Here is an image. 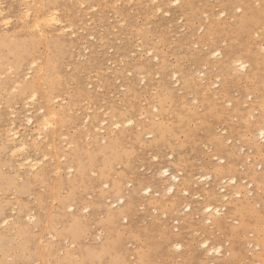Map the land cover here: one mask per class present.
Masks as SVG:
<instances>
[{
	"label": "rangeland",
	"instance_id": "374dc122",
	"mask_svg": "<svg viewBox=\"0 0 264 264\" xmlns=\"http://www.w3.org/2000/svg\"><path fill=\"white\" fill-rule=\"evenodd\" d=\"M81 1L84 0H44L45 7L60 4L58 8H61L59 10L63 13L61 12L59 15L63 20V25L67 27L64 32L68 34L65 36L64 32L63 34L54 33L46 40L20 29V19L18 18H20L23 8L27 6L22 4V0H2L5 15L10 16L12 21L9 27L0 28V74H3V77L7 79L12 77L13 82H15L14 79L17 80L14 71L9 69L17 63V57L12 52L10 45L15 43L21 46L19 56L24 57V53H27L36 59L38 67L41 66L44 71L42 73L35 71L28 77L29 83L39 91L37 104L31 103L34 106L30 105L25 109L27 101L20 100L19 92H10L9 98L8 96L3 97L4 93L0 94V264H47L49 261L51 262L48 264H92L93 260L97 264H110L107 263L108 261L114 264L109 255L103 253L96 259L90 250H98L108 240L115 244L116 238L111 234L110 226H108L110 220L107 215L114 210L118 211L119 208H112L113 210L110 212L107 210L110 204L106 205L105 203L111 200L116 202L117 199L111 193L109 194L110 189L105 187V184L108 183L112 186L117 177L123 173L129 175L128 178L127 174L125 175L123 185L124 191L128 187L127 192H124L126 198L131 199L130 195H133L132 198L134 195L135 197L140 195L137 201L144 203L138 202L135 207L136 213L134 210L131 214V216L134 214L135 216H132L133 218H130V215L124 216L125 219L121 218L116 228L118 230L117 239L120 241L119 247L122 248V251L119 250L121 264H205L206 261L209 263L211 260L206 259L202 248H199L200 243L208 238L212 245L219 243L223 245L221 246L223 248V250L221 248L222 255L216 254L213 257L214 260L220 262L215 261V264H253L259 259V254L263 255L261 264H264V197H262L264 196V154H256L255 149L251 148L253 147L252 139L256 135L254 130L258 126L264 127V49L261 50L264 45V28L260 29V33L257 31L256 36L254 35L252 38L249 36L248 39L247 32L243 29L238 31L237 23L242 15L244 17L246 10L243 8L241 11L232 10L231 4L239 0H186V6L183 5L184 0H179L178 6L169 8V16L164 14L165 10L163 9L158 14L155 12L157 5L162 3V0H155V2L154 0H85L83 3ZM251 1L252 11L264 8L263 0L262 2ZM79 2L82 4L80 5ZM84 8L90 12L87 13ZM252 19L253 22L256 20L254 16ZM201 26L204 28L202 29ZM14 35H18L19 38ZM69 35L70 37H68ZM187 35H191L193 39ZM183 37L185 40L182 39ZM254 43H258L260 47L257 48L258 45ZM215 49H219L223 53L225 49V53H221V57L217 59L212 57L210 64L204 65L202 62L203 64L198 66L201 61L199 57L205 53H211ZM149 53L154 54L153 59L150 58L152 55H147ZM222 56L223 59H221ZM233 56L235 60L239 59L238 61L248 63L246 71L236 72V75H239L231 77L226 68L222 70L224 68L217 69V67H220L225 59L227 61ZM195 60L198 61V64ZM148 62L152 66L149 71L148 67L144 68L143 66L145 63L149 64ZM196 66L199 67V70L203 67L201 70L204 77L200 78L201 81L204 84L209 82L214 84L211 93L217 95H214L212 101L205 94L186 90L188 86L185 83H190L189 80L199 71ZM174 72L179 76L178 83H175L177 82L176 78H173ZM39 75L43 76L41 81L38 80ZM214 75L219 80H216ZM3 77L0 81L4 79ZM203 78L210 80L205 81ZM142 80L146 83L143 84ZM215 82L219 83H216L215 86ZM230 82L233 84H229ZM168 83L169 85H166ZM163 84L172 89H165ZM230 85H232L231 88H229ZM224 87L227 89L224 90ZM217 88H221L219 90L221 94ZM225 91L226 93L230 91V94L225 95ZM218 94L221 96L219 97ZM42 96H46V99L56 98L52 106L54 109H52L59 111L57 117L52 119L54 127L44 132V134L50 135L46 140L52 141L54 138L56 141H62L67 136L69 139L58 141V144L60 142L58 149L62 148V151L58 150L57 152L58 157L51 147H43L38 153H32V149L38 143L30 145L28 154L43 160V163L41 162L37 171L25 175L21 181L14 161L16 158L11 156L4 137L8 125L14 120L9 113L14 110L18 114L28 110L30 114L34 113L33 116L36 118L37 112L35 111L37 109L44 107V111L47 110L46 102ZM23 102L24 105H22ZM203 102L204 104L207 102L208 106ZM210 103L211 106H209ZM60 105L62 108L59 107ZM157 108L158 110H156ZM87 115L91 118H87ZM105 116L107 117V127H110L113 122L123 119L131 122L133 120V122L130 123L131 127L127 126L121 131L116 130L112 134L104 132V134L107 133L104 135L100 132L101 137H99V134L93 133V129L101 124H99L101 120H105ZM85 118L90 122L84 123ZM16 122L20 124V120ZM155 123L165 125L164 141L160 144L155 142L156 137H152L156 136L153 133L156 129ZM84 124L88 126H84ZM181 126L185 128L183 127V129ZM255 126L257 127L255 128ZM32 128V125H23L19 129L21 132L30 134V130L33 133ZM53 129L59 131L58 135H55L56 137L52 135ZM212 132L214 135H211ZM166 133L167 138L165 139ZM62 134L65 136L62 137ZM121 134L124 139L118 154H124L122 162L112 161L113 158L110 161L100 159L104 163L108 161V166H106L113 174L109 178H105L102 171L104 163L98 162L93 155L102 154L104 149L107 150L104 144H108L109 147L111 142ZM46 140L41 143L47 142ZM152 140L153 142H151ZM220 143L224 145H220ZM260 143L264 146V142L260 141ZM66 144H69L70 147ZM64 149L66 150L64 151ZM229 150H233L232 153L235 151V154H240V157L230 155ZM44 155L47 159L42 157ZM63 155L66 161L62 158V162L59 163L57 158ZM75 157L77 163L85 166V177L89 184L76 186V190L70 192L66 189L67 183H71L82 173L81 166L68 163ZM229 157L233 162H227L230 161L227 160ZM155 158L157 161H154ZM221 160L227 163L219 164ZM127 163H129L128 166ZM68 164H70L69 168L70 166L73 168L72 173L68 172L70 170L67 167ZM216 164L222 165L224 168L234 165L233 168L235 167L234 170H236H233L231 174L238 177L241 189L237 191L240 192L241 197L237 196V191L232 188L233 186H228L230 189L225 187L226 193L219 190L223 184L219 182L222 178H215L220 173V171L218 174L214 172L216 168L213 169V167L217 166ZM59 166L62 167L60 171H58ZM124 167H126V173L125 169L123 170ZM164 167L172 173L175 172V175L179 174L178 179L181 183L188 177L199 176L200 173L202 175L204 171H206V174H203L205 178H208L211 173V178L207 179V182L196 185V188L194 187L196 191L193 189V193L196 194L204 187L213 189L214 186L216 187L214 190L220 191H218L220 196L229 193L225 195L229 198L228 203L213 200L212 202L205 198L206 195H203L206 202L208 200L209 203L211 201L215 202L214 204L218 203L217 205L222 206L223 204L225 207H229L227 209L230 213L227 210L223 212L225 217H229V220L222 229H219L216 224H208L206 225L209 226L208 229H203L205 227L203 220L206 216L200 212L195 214L197 210L194 209H201L208 202L195 199L191 195L193 193L190 194L191 196L182 194L183 188L180 182L178 184L181 186L182 192H178L180 189L177 185L175 193L178 192V195L172 193V195H165L162 192L160 197L165 200V203L168 201L169 207L173 201H175L174 204L177 202L181 204L180 206L177 204L179 208L176 207L174 212L171 208L162 207L161 204L155 205V202L150 201L149 195L147 196L149 198L143 195L148 200L143 199V192L141 194L132 192L137 187L135 183H138V180L142 181L143 178L146 179L147 184H143L145 183L143 180V183L139 184L141 190L154 186L149 183L151 182L149 180L154 174L156 175L159 169ZM179 168L180 172L182 171L181 174ZM255 170L257 174L260 172L263 176L259 178H263L262 182L259 180L260 183L251 176L252 171ZM135 171L139 177L143 178L137 180ZM236 171L237 174H235ZM198 172L200 173L197 174ZM222 172L219 177H224L223 174L227 175ZM190 173L193 175L190 176ZM212 173H215V176ZM130 174L134 176L132 177L133 186L130 182ZM110 182L111 184H109ZM205 183L208 186H205ZM142 184L146 187H143ZM162 184L159 188L155 187L156 185L152 188L160 190ZM217 187H219L218 190ZM259 187L263 192L259 190ZM153 189L152 194L155 195L154 191L157 190ZM229 191L233 193L230 195ZM194 196L197 197V195ZM116 197L118 198V196ZM261 197L260 202L258 199ZM139 198L142 199L139 200ZM245 199L248 200L246 204ZM185 202L191 204L190 207L193 208L191 213L187 209H183L185 208L183 205H187ZM242 202V210L236 211L234 207ZM78 204L79 208L76 207ZM93 204L97 206L94 207ZM100 204L105 205L102 207ZM230 204L233 207L230 208L228 206ZM112 206L114 207L115 203L111 204ZM86 208H88L87 211H85ZM13 209L15 212H12ZM74 210L77 213L73 212ZM184 210H187L188 214ZM164 212L167 214L165 215ZM63 213L67 217L60 216L59 220L56 216ZM71 215L72 217H70ZM79 216L82 220L79 229L81 234L74 238L75 241L70 237L64 238L63 235H58L68 227L69 221H78ZM31 217H33V221H31ZM128 217L129 220H127ZM5 218H9L7 225L2 223ZM189 218L190 222L187 221ZM127 221L131 223H127ZM98 225L100 228H97ZM102 228L104 229L102 230ZM99 231L101 234L104 231L103 235ZM94 233H97V236ZM179 234H182V238ZM98 235L101 238L100 241ZM176 236H179L178 238L182 239L184 244ZM171 238H177V243H181L180 251L174 250L171 243H175L177 239ZM168 244H171V250H169ZM151 245L153 246L151 247ZM176 253L178 254L175 255ZM211 263L213 264V262Z\"/></svg>",
	"mask_w": 264,
	"mask_h": 264
},
{
	"label": "bare ground",
	"instance_id": "6f19581e",
	"mask_svg": "<svg viewBox=\"0 0 264 264\" xmlns=\"http://www.w3.org/2000/svg\"><path fill=\"white\" fill-rule=\"evenodd\" d=\"M50 1V0H49ZM73 1V0H72ZM76 1H78V0H76ZM85 1V0H84ZM83 1V2H84ZM153 1V0H152ZM151 1V2H152ZM157 1V0H156ZM181 1V0H180ZM255 1H257V2H262V0H255ZM22 4L23 5H27L26 7H24L23 8V10H22V12H20V14H21V16H19L20 18H18V19H20V29L21 30H24V32L26 31V32H28L30 35L33 33L35 36H39L40 38H42V39H48L51 35H53L54 33H61V34H63V32L65 31V30H67V27L66 26H64L63 24L64 23H62V21L63 20H61L62 18L60 17V15H59V13H61L60 12V10L59 9H61V8H58V7H60V4H53L52 6H48V7H45L44 5H43V2H44V0H22ZM82 2V1H81ZM82 2V3H83ZM118 2V1H117ZM154 2H155V0H154ZM159 2V1H158ZM162 3H160V4H158L157 2V11H155V12H157V14L158 13H160L159 11H161L162 9L163 10H165V13L164 14H166L167 16H169V8L170 7H172V6H174L175 7V5H176V3H175V0H162L161 1ZM263 2H264V0H263ZM20 4H21V2H19ZM77 3V2H76ZM80 3V2H79ZM78 3V4H79ZM82 3H80V5L82 4ZM87 3V2H86ZM147 5H148V3H146ZM146 5V6H147ZM183 5H185L186 6V0H184V4ZM22 6V5H21ZM83 6H85V5H83ZM92 6V5H91ZM95 6V5H94ZM149 6V5H148ZM147 6V7H148ZM153 6V5H152ZM178 6V5H177ZM23 7V6H22ZM78 7V6H77ZM82 7V6H81ZM81 7H80V9H81ZM146 7V8H147ZM184 7V6H183ZM182 7V8H183ZM95 8V7H94ZM245 9L246 10V12H245V15H244V17H243V15H242V18L239 20V22L237 23L238 24V31H240V30H242L243 29V31H245V32H247V35H248V37H247V39L249 38V36H250V38H252L254 35L256 36V34L259 32L260 33V29L261 28H264V8L262 9V10H253L252 11V1L251 0H239V1H235V2H232V4H231V9L232 10H234V9H237V11L238 10H240L241 11V9ZM90 9H91V7H90ZM132 9H134V8H132ZM173 9V8H172ZM181 9V8H180ZM84 10L86 11V9L84 8ZM156 10V9H155ZM171 10V9H170ZM245 10H243V11H245ZM78 11H79V9H78ZM82 11V10H81ZM148 11V10H147ZM153 10H151V12H152ZM176 11V10H175ZM236 11V10H235ZM87 12V11H86ZM86 12H84L86 15H87V13L88 12H90V10H88V12L86 13ZM172 12V11H171ZM63 13V12H62ZM82 13H83V11H82ZM152 13H154V12H152ZM163 13V12H162ZM169 13V14H168ZM241 13H243V12H241ZM19 15V14H18ZM81 15H83V14H81ZM161 15H163V14H161ZM65 16V15H64ZM253 16L256 18V20L253 22ZM238 17V16H237ZM241 17V16H240ZM239 18V17H238ZM12 18L10 17V16H8V15H5V9H4V6H3V2H2V0H0V28H2L3 29V27H9L11 24V20ZM5 20H8V21H10V23L9 24H5L4 23V21ZM52 20H57V21H59V23H50V21H52ZM19 22V21H18ZM72 22V21H71ZM37 25H39V27H37ZM202 25V24H201ZM14 27V26H13ZM202 27V29L204 28V26H201ZM200 29V28H199ZM198 29V30H199ZM19 30V29H18ZM75 30V29H74ZM199 31H201V30H199ZM255 31V32H254ZM258 31V32H257ZM65 33V32H64ZM71 33V32H70ZM69 33V34H70ZM72 33H73V31H72ZM78 33V32H77ZM76 33V34H77ZM32 34V35H33ZM66 34V33H65ZM74 35H75V33H73ZM60 35V34H59ZM68 34H66L65 36H67ZM74 35H72V36H74ZM78 35V34H77ZM76 35V36H77ZM14 36H16L17 38H19V36L18 35H14ZM188 37H190L191 35H187ZM58 37V36H57ZM68 37H70V35L68 36ZM75 37V36H74ZM186 37V36H185ZM188 37H187V39H188ZM190 38H192L193 39V37L191 36ZM58 39H60V38H58ZM183 40H185L184 39V37L182 38ZM182 39H180L181 41H182ZM186 39V40H187ZM189 40V39H188ZM254 39H252V41H253ZM63 41V40H62ZM251 41V42H252ZM255 41V40H254ZM183 42V41H182ZM185 42V41H184ZM181 44V43H180ZM252 44H253V42H252ZM254 44H256V43H254ZM11 45V49H12V52L16 55V57H17V63L16 64H14V65H12V67L11 68H9V69H11V70H13L14 71V75L17 77V80H15L14 79V81L15 82H13V80H12V77L10 78V79H7V78H4L3 77V74H0V79L3 77L4 79L2 80V81H0V94L1 93H4V96L3 97H5L6 98V96H8V95H10V92L11 93H18L19 92V96H21V99L20 100H24V102H26V104L23 102V104L22 105H24L25 104V109L26 108H28V106H30V105H32V106H34V104H31V103H36V101H37V99H38V96H39V91H37L36 90V88L35 87H33L30 83H29V81H28V77H30L31 76V74H33L35 71L37 72V73H42L44 70H42V67L41 66H39L38 67V65H37V61H36V59H34L32 56H30V55H28L27 53H24V57H22V55H20L19 56V53L21 52V46L18 44V43H15V44H10ZM256 45H258V43L256 44ZM254 46V45H253ZM256 47V46H255ZM254 47V48H255ZM258 47H260L259 45L257 46V48ZM218 48V47H217ZM257 48H255V49H257ZM264 49V45H263V47H261V50H263ZM260 50V49H259ZM257 51H258V49H257ZM152 52V51H151ZM219 53V55H214V53ZM264 52V51H263ZM221 53H223V52H221V50H219V49H215L214 51H212L211 53H205L204 55H202L201 57H199V59H201V61H199V64H198V61H196L197 62V64H198V66H200V65H202L203 63H204V65H207V64H210L212 61H210V60H212V57L213 58H215V59H217L218 57H221ZM224 53H225V49H224ZM223 53V54H224ZM230 54V53H229ZM147 55H149V54H147ZM152 55V56H151ZM150 56V58H154V54H151ZM224 57H225V55H223ZM223 56H222V58L221 59H223ZM156 57V56H155ZM230 58V57H229ZM234 58V56L232 57V58H230V59H228L227 61H225L224 60V62H223V64L220 66V67H217V69L218 68H224V69H222V70H225V68L227 69V71H229V74H231V77H232V75H236V72H243V71H246V68H247V63H244L243 61L241 62V61H238V60H235V58ZM197 59V58H196ZM157 60H158V58H157ZM48 62H50L49 60H47ZM154 61V60H153ZM217 61V60H216ZM201 62V63H200ZM203 62V63H202ZM214 62H215V60H214ZM144 63V62H143ZM149 64H144L143 66H144V68H146V67H148L147 69H148V71L149 70H151V65H150V62H148ZM155 65V64H154ZM249 66V65H248ZM156 67H158V66H156ZM197 67V66H196ZM154 68H155V66H154ZM199 67H197L196 69H198ZM204 68H206V67H204ZM214 68H216V67H214ZM201 69H203V67L201 68ZM199 70V71H201V72H197V74L196 75H194L193 77H192V79H190L189 81H190V83H185L188 87L186 88V90L187 91H191V92H194V93H201L202 95L203 94H205L206 96H208V99H210L211 101L214 99V95H217V94H213V93H211V89H212V86H214V84H210V82L209 83H206V84H204L203 83V81H201V77L203 76L204 77V75L202 74V70ZM211 69V68H210ZM213 70V69H212ZM212 70H211V72H212ZM216 70V69H215ZM210 72V71H209ZM214 72V71H213ZM224 72V71H223ZM248 72V71H247ZM204 73V72H203ZM206 73V72H205ZM222 73V72H221ZM224 73H227V72H224ZM245 73V72H244ZM223 74V73H222ZM222 74H221V76H222ZM238 74V73H237ZM173 75V78L175 79V81H177V82H175V83H178L179 82V76H177V74H176V72H174V74H172ZM225 75V74H224ZM239 75V74H238ZM238 75H236V76H238ZM215 76V75H214ZM226 76V75H225ZM39 78H38V80L39 81H41L42 79H43V76L42 75H39L38 76ZM207 77H208V75H207ZM216 77V76H215ZM228 77H230V76H228ZM251 77V76H250ZM167 78V77H166ZM220 78V77H219ZM234 78V77H233ZM235 78H237V77H235ZM144 79V78H143ZM203 79H205V78H203ZM209 79V78H208ZM207 78L205 79V81L206 80H208ZM216 80L218 79V77H216L215 78ZM167 80V79H166ZM210 80V79H209ZM219 80V79H218ZM243 80V79H242ZM143 82H144V80H142ZM164 81V80H163ZM213 81V80H212ZM164 82H167V81H164ZM146 83V81L143 83V84H145ZM216 83H219V82H215V86H216ZM222 83H224V82H222ZM221 83V84H222ZM225 83H227L226 81H225ZM229 84H233V83H229ZM10 85V86H9ZM151 85V84H150ZM166 85H169V83L168 84H166ZM12 86V87H11ZM154 86V85H153ZM219 87H221L222 88V86H220V85H218ZM217 86V87H218ZM224 86H225V84H224ZM231 86L232 85H230V87L229 88H231ZM163 87L165 88V89H172V88H170V87H166L165 86V84H163ZM214 88V87H213ZM216 88V87H215ZM214 88V89H215ZM221 88L220 89H218L217 88V90L219 91V90H221ZM223 89V88H222ZM227 89V88H226ZM225 89V87H224V90H226ZM164 90V89H163ZM229 90V89H228ZM227 90V91H228ZM223 91V90H222ZM212 92H214V91H212ZM216 92V91H215ZM220 92V91H219ZM218 92V93H219ZM209 94H212V95H209ZM220 94H221V92H220ZM227 94H230V91H229V93H226V91H225V95H227ZM204 95V96H205ZM177 96V95H176ZM218 96H219V94H218ZM221 96V95H220ZM219 96V97H220ZM33 97H35V98H33ZM202 97V96H201ZM217 97V96H216ZM8 98H9V96H8ZM42 98L44 99V102H46V111H44V107H41V108H39V109H37V111H35V112H37L36 113V118H34V116H33V114L34 113H32V114H30V112L27 110L26 112H24V113H26V115H24L23 116V114L24 113H18V114H16V112L13 110L11 113H9L10 114V116H12L13 118H14V120H12L11 121V123L8 125V128L6 129V131H5V134H4V137H5V142H6V146H8L9 147V149H10V154H11V156L12 157H14V158H16L14 161H15V163H16V165H17V170L19 171V173H20V175H19V179L22 181L23 179L22 178H24V176L25 175H27V174H32V173H34L35 171H37L38 170V168H39V166H40V164H42L43 162V160H41V159H39V158H34V157H32V156H30L29 154H28V148H29V146L31 145V146H33V143H35V144H37V145H35V147L32 149V153H38L43 147H51L52 149H54L55 151H54V153H55V155L58 157V154H57V152H58V147H59V144H60V142H59V144H58V141H61V140H58V141H56L54 138H53V140L52 141H47L46 140V138L47 139H49L48 138V136H50L48 133L47 134H44V132L46 131V130H49V128H51V127H54V124L52 123V119H54L55 117H57V115H58V112L59 111H55V110H53L54 108L52 107L53 106V102H54V100H56V98L54 99V98H47L46 99V96H42ZM218 98V97H217ZM216 98V99H217ZM193 99H196V98H193ZM220 99V98H219ZM197 100V99H196ZM210 100L208 101V102H210ZM194 101V100H193ZM192 101V102H193ZM206 101V100H205ZM216 101V100H215ZM196 102V101H195ZM194 102V103H195ZM56 103V102H55ZM54 103V104H55ZM206 104H204V102H203V104L204 105H207V102H205ZM37 104V103H36ZM36 104H35V106H36ZM40 104V103H39ZM63 104H65V103H63ZM62 104V105H63ZM59 105V104H58ZM57 105V106H58ZM215 105V104H214ZM16 106V105H15ZM208 106V105H207ZM206 106V107H207ZM209 106H211V103H210V105ZM216 106V105H215ZM13 107V106H12ZM54 107H55V105H54ZM59 107H61L62 108V106L60 105ZM71 107V106H70ZM157 107V106H156ZM214 107V106H213ZM241 107V106H240ZM10 108V107H9ZM15 108V107H14ZM31 108H33V107H31ZM53 108V109H52ZM60 108V109H61ZM72 108V107H71ZM205 108V107H204ZM215 108V107H214ZM241 108H243V107H241ZM11 109V108H10ZM209 109H211V108H209ZM12 110V109H11ZM156 110H158V108L156 109ZM31 111H33V110H31ZM71 111V110H70ZM208 111V110H207ZM263 113H264V111H263ZM22 115V116H21ZM106 115V114H105ZM9 116V115H8ZM88 117L87 118H89V115H87ZM86 117V116H85ZM104 117V116H103ZM264 117V116H263ZM91 118V117H90ZM89 118V119H90ZM106 116H105V120H101V122H99V126H96V128H94L93 129V133H95V134H99V137H101L100 136V132L101 133H103L104 134V132H107V133H109V134H112L113 132H115L116 130H118V131H121V130H123L125 127H127V126H129V127H131V125H130V123H129V121L128 120H118V121H115V122H113L112 124H111V126L110 127H107L108 125L106 124ZM201 118V117H200ZM262 118V117H261ZM89 119H88V121H87V119L85 118V122L84 123H89L90 121H89ZM186 119V118H185ZM18 120H20V124H17V122L16 121H18ZM113 120H115V119H113ZM29 121H31V123H29ZM132 122H133V120H132ZM131 122V123H132ZM186 122V121H185ZM184 122V123H185ZM179 123V122H178ZM177 123V124H178ZM176 124V125H177ZM259 124V123H258ZM26 126V125H32L33 126V130H32V132L33 133H31V130L29 131V133L30 134H26V133H24V132H21V129H19L21 126ZM85 125H87V124H84V126ZM117 125H119V126H117ZM185 125V124H184ZM83 126V125H82ZM88 126V125H87ZM28 127V126H27ZM26 127V128H27ZM154 127H156V129H154V131H153V133H155L156 134V136L154 135V136H152V137H156L155 138V142L157 143V144H160L161 142H163L164 141V127H165V125H162V124H154ZM184 127V126H183ZM182 126H181V128H183ZM257 126H255V128H256ZM26 128H24V129H26ZM152 128V127H151ZM185 128V127H184ZM183 128V129H184ZM254 129V128H253ZM28 130V129H27ZM176 130V129H175ZM25 131V130H24ZM251 131H252V129H251ZM254 131H256V135L254 136V138L252 139V146L253 147H251V148H254L255 149V151H256V154H264V146L263 145H261V143H260V141L261 142H264V138H261V132H264V127L263 126H261V127H259L258 126V128L256 129V130H254ZM22 133V134H21ZM58 133H59V131H56V130H52V135H53V137L56 135H58ZM107 133H105L104 135H106ZM168 133V132H167ZM167 133L165 134V139L167 138ZM214 132H212V134L211 135H214L213 134ZM254 133V132H253ZM51 134V133H50ZM151 134H152V132H151ZM55 136V137H56ZM62 137L63 136H65V135H61ZM52 137V136H51ZM65 138H68V136L67 137H64V139L63 140H66ZM105 138V137H104ZM69 139V138H68ZM67 139V140H68ZM123 139H124V136H123V134H121L118 138H116L114 141H112L111 142V144H110V146L108 147V144H104V145H106V149L107 150H105L104 149V151L102 152V154H99V155H93V157L95 158V159H97V161L98 162H101V158L103 159V160H108V161H110L111 160V158H113L112 159V161H117V163L119 162V161H121L122 162V160H123V156H124V154L122 155V154H118V151H119V149H120V147H121V143H122V141H123ZM31 140V141H30ZM43 140H46L47 142H42L41 143V141H43ZM62 140V141H63ZM263 140V141H262ZM61 141V142H62ZM30 142V143H29ZM57 142V143H56ZM151 142H153V140L151 141ZM154 142V143H155ZM224 142H226V141H224ZM223 142V143H224ZM218 143V142H217ZM223 143H220V145L222 144V145H224ZM3 144V143H2ZM58 145V146H57ZM61 145H63V144H61ZM65 145V144H64ZM66 145H68L69 147H70V145L69 144H66ZM103 145V146H104ZM155 145V144H154ZM225 145H227V144H225ZM5 146V147H6ZM67 146V147H68ZM218 146H219V144H218ZM108 147V148H107ZM154 147V146H153ZM225 147H227V146H225ZM64 148V147H63ZM152 148V147H151ZM222 148V147H221ZM21 149H23L22 151H21ZM62 148H60V150L59 151H62L61 150ZM67 149V148H66ZM66 149H64V151L66 150ZM227 149V148H226ZM230 149V148H229ZM236 149V148H235ZM97 150V149H96ZM222 150V149H221ZM224 150V149H223ZM222 150V151H223ZM97 151H99V150H97ZM96 151V152H97ZM226 151V150H225ZM230 151V150H229ZM228 151V152H229ZM233 151V150H232ZM232 151H230L231 153H230V155H238V154H235L234 152L232 153ZM254 151V150H253ZM240 152V151H239ZM243 152V151H242ZM60 153V152H59ZM227 153V152H226ZM253 153V152H252ZM255 153V152H254ZM243 154V153H242ZM242 154H241V159H242ZM229 155V156H230ZM226 156H227V154H226ZM42 157H46L45 155L44 156H42ZM232 157V156H231ZM237 157V156H236ZM238 157H240V154L238 155ZM237 157V158H238ZM62 158L63 159H65L64 158V155L63 156H61V157H59V158H57V160L59 161V163H61L62 162ZM156 158H159V157H156ZM154 159V161L156 160L157 161V159ZM236 158V159H237ZM76 157H75V159H71L70 160V162H68V163H72V164H78L79 166H81V171H82V173L81 174H79V175H81V176H79L78 178H76L75 180H73V181H71V183H67V186H66V189H68L70 192H74L75 190H76V186H82V185H87V184H89V182H88V180L86 179V177H85V166L84 165H82V164H79V163H77L76 162ZM230 159H232V158H228L227 160H230ZM240 159V160H241ZM215 160H217V159H215ZM243 160V159H242ZM45 161V160H44ZM65 161H66V159H65ZM108 161H107V163H108ZM221 161H223V160H221ZM235 161V160H234ZM237 161H238V159H237ZM42 162V163H41ZM227 162H233V161H227ZM227 162H225V164L227 163ZM102 164L104 163V162H101ZM107 163H106V161H105V163L103 164V166L105 165H107ZM70 164H68V168H69V165ZM71 164V165H72ZM134 164V163H133ZM219 164H222V163H219ZM228 164H232V163H228ZM236 164V163H235ZM112 165V164H111ZM111 165H109L110 167H111ZM129 165V163H127V166ZM206 165V164H205ZM209 165V164H208ZM217 166H215V167H213V169L214 168H216L215 169V171L214 172H216L217 174H218V172L220 171V173L222 172V173H227V177L223 174V176L224 177H219V176H221L222 174H218L219 176H215L213 173V175L215 176V178H222L219 182H220V184H223L222 185V187L221 188H219V187H217V190H218V188H219V190H221V192H224V193H226L227 191L225 190L226 188L225 187H227V188H229V187H232V188H235L236 189V191L237 190H240L241 189V185L240 184H238V177H236V176H232L233 174H231V172L233 173V170H234V168H233V166L234 165H232V166H230L229 165V167L228 166H225V168H224V166L222 167V165H220V166H218V164H216ZM102 166V171H103V175H104V177L105 178H109L111 175H113V174H111V170H108V168L109 167H103ZM126 166V167H127ZM207 166V165H206ZM211 166V165H210ZM209 166V167H210ZM214 166V165H213ZM126 167H124L123 168V170L125 169V173H126ZM130 167V166H129ZM133 166H131L130 168H132ZM208 167V166H207ZM206 167V168H207ZM252 167V166H251ZM112 168V167H111ZM136 168H137V166H136ZM169 168V167H168ZM62 169V167L61 166H59L58 167V171H60ZM70 169V170H69ZM68 170V172L69 173H72L73 172V168L70 166V168H69ZM127 169H129V168H127ZM171 169V168H170ZM210 169V168H209ZM251 169V168H250ZM253 169H255V168H253ZM131 170V169H130ZM136 170V169H135ZM165 170L167 171V175H165L164 173H165ZM236 170V169H235ZM234 170V171H235ZM249 170V169H248ZM247 170V171H248ZM133 172H134V170H132ZM137 171H138V168H137ZM178 171V170H177ZM176 171V172H177ZM204 171V170H203ZM202 171V172H203ZM46 172V171H45ZM67 172V173H68ZM122 172H124V171H122ZM136 172V171H135ZM179 172H180V168H179ZM182 172V171H181ZM181 172H180V174H181ZM201 172V171H200ZM200 172H198L197 174H199ZM209 172V171H208ZM213 172V171H212ZM229 172H230V174H229ZM132 173V172H131ZM137 173V172H136ZM175 172H171L169 169H167V168H161V169H159L158 170V172L156 173V175L154 174V176L153 177H151V180H149V181H151V182H149L150 184L152 183L155 187H160V184H162L161 185V188H160V190H157L156 188V190L157 191H154L155 192V195H153L152 194V187H154V186H150V187H146L145 185H143V184H147L146 183V179L144 180V178L141 176V177H139L138 176V173L137 174H135V176H136V179L138 180L139 178H143V180L145 181V183H143L141 180L139 181L138 180V183H135L136 184V188H134L135 190L134 191H132V192H134V193H142V196L144 195V196H148L149 195V197H151V198H149V197H147V198H149L150 199V201H152V202H155V205H157V204H161V206L163 207V206H165V208H171V210H173V212H174V210H175V208L176 207H178L177 206V204H179V206L181 205L179 202H177L176 204H174L175 203V201H173V202H171V206L169 207V205H167V204H169L168 203V201L165 203V200L163 199H161L160 197L162 196L161 194H162V192H164L165 193V195L167 194H177L178 192H182L183 191V193L182 194H184V195H187V196H191V195H193V197H195V199H197V200H199V199H201V200H204L203 198V195L205 196L206 195V199H210L211 201L213 200V201H215V202H218V201H220V202H222V203H228V201H229V198H227V199H225V195H227V194H229V193H227V194H225V195H223V196H220V195H218V193L220 192L219 190V192L218 191H216V190H214V188L216 189V187L214 186L213 187V189L212 188H206V187H204V188H202L201 190H199V192H197L196 194H194L193 192V189H195L196 188V185H199L200 183H202V182H207V179H209V178H205V176L203 175V174H206V171H204L203 172V174L201 175V173H200V175L198 176V175H195V176H193L192 178H190V177H188L187 179H184V180H182L183 181V183H181V181L178 179V175H177V173H176V175L174 174ZM235 173V172H234ZM247 174H249L248 172H246ZM260 172H258V174H257V171L255 170V171H252V175L251 174H249V175H251V176H253L254 177V180L256 179V180H261V182L263 181V176H261V173L259 174ZM127 174V175H126ZM126 174H122V175H119V177H117V175L114 173V175H116L115 177H117V179L112 183V186L111 185H108V183H106L105 185H107V188L108 189H110V191H109V194L111 193L112 194V196H115V199H117V203L115 202V201H112L111 199H109V198H111V196H109V200H111L112 202H114L115 203V206L113 207H111V204H113L114 205V203H112L111 201H108V202H102V203H105L106 205H107V203L108 204H110V205H108V207H109V209H107V210H109V212H110V210H113L112 208H119L118 209V211H116V210H114V211H112L111 213H109L108 215H107V218L110 220V222H109V225L108 226H110V230H111V234H112V236L114 237V238H116V240H114L115 241V244L113 243V242H111L110 240H108L107 241V243H105L101 248H99L98 250H90V252L92 251V254L94 255V257L96 258V259H98L99 257L98 256H101V254H107V255H109V257L111 258V259H113V262H114V264H121L120 263V261H119V257H120V255H119V250H121L122 248H120L119 247V245H120V241L117 239L118 238V230H116V228H117V226L119 225V221H120V219L121 218H123L124 216H128V215H130L131 216V214L133 213V211L135 210V207H136V205H138L137 203L138 202H141V201H137V198L140 196V195H138V197L136 196L135 197V195H134V198H132L133 197V195H130V197H131V199L130 198H126V194L124 193V192H127V190L126 189H128V187L127 188H125V191H124V179H125V175H126V177L128 178V173H126ZM184 174V173H183ZM196 174V173H195ZM209 174V173H208ZM235 174H237V171H236V173ZM263 174V173H262ZM69 175H72V174H69ZM131 175V177H129V178H131V180H130V182H132L131 183V185L133 186L134 184H133V178L132 177H134V176H132V174H130ZM134 175V174H133ZM189 175V174H188ZM193 175V174H192ZM191 175V173H190V176H192ZM210 176H208V177H210L211 178V173L209 174ZM213 175H212V177H213ZM229 175H231L230 177H229ZM180 176V175H179ZM187 176V175H186ZM207 176V175H206ZM237 176H239V175H237ZM260 176L261 177H263L262 179H259L260 178ZM114 177V176H113ZM173 177H175V179H173ZM112 178V177H111ZM180 178V177H179ZM214 178V179H215ZM181 179V178H180ZM213 179V178H212ZM212 179H211V181H212ZM253 179V178H252ZM111 180V179H110ZM127 180V179H126ZM129 180V179H128ZM186 180V181H185ZM235 181V184H233L232 183V181ZM253 180V181H254ZM255 180V181H256ZM112 181V180H111ZM185 181V182H184ZM209 182H210V180H208ZM257 181V182H258ZM108 182V181H107ZM167 182H170L169 184L167 183ZM181 183L180 185L182 186V188H183V190L181 191V189H180V187L181 186H179V184L178 183ZM141 183H143L142 185H143V187L145 186L146 188L144 189H142L141 190V188H140V185H141ZM167 183V184H166ZM259 183H260V181H259ZM264 183V182H263ZM262 183V184H263ZM109 184H111V182L109 183ZM127 184H129L130 185V183H128L127 182ZM140 184V185H139ZM207 184H209V183H207ZM220 184H218V185H220ZM249 184V183H248ZM255 184H257L256 182H255ZM99 185V184H98ZM179 186V191L177 192V193H175L176 191H177V188H178V186ZM205 186H208V185H206V183L204 184ZM203 185V186H204ZM226 185V186H225ZM94 186V185H93ZM131 186V187H132ZM211 186V185H210ZM209 186V187H210ZM229 186V187H228ZM255 186V185H254ZM258 186V185H257ZM263 186V185H262ZM261 186V187H262ZM97 187V186H96ZM96 187H95V189H96ZM99 187V186H98ZM97 187V188H98ZM177 187V188H176ZM195 187V188H194ZM264 187V186H263ZM130 188V187H129ZM225 188V189H224ZM258 188V187H257ZM148 189H151V191H148ZM155 189H153V190H155ZM169 189H171V191H168ZM208 189V190H207ZM230 189V188H229ZM229 189H227V190H229ZM235 189H233V190H235ZM130 190V189H129ZM198 190V189H197ZM259 190H261V188L259 187ZM258 190V191H259ZM264 190V189H263ZM263 190H261L262 192H263ZM159 191V192H158ZM195 191H196V189H195ZM201 191V192H200ZM235 191V192H236ZM128 192H130V191H128ZM132 192H130L131 194H132ZM217 192V193H216ZM229 192H231V191H229ZM124 193V194H123ZM129 193V194H130ZM133 193V194H134ZM191 193H193V194H191ZM201 193V194H200ZM233 192H231L230 193V195L232 194ZM240 192H238L237 191V196L238 197H241L240 196V194H239ZM259 193H260V191H259ZM264 193V192H263ZM106 194V193H105ZM104 194V195H105ZM171 194V195H172ZM179 194V193H178ZM177 194V195H178ZM181 194V193H180ZM191 194V195H190ZM220 194V193H219ZM236 194V193H235ZM234 194V195H235ZM239 194V195H238ZM261 194V193H260ZM194 195H197V197L196 196H194ZM222 195V194H221ZM242 195V194H241ZM103 196V195H102ZM108 196V195H107ZM116 196H118V198L116 197ZM141 196V197H142ZM144 196H143V199H147V198H144ZM174 196V195H173ZM233 196V195H232ZM78 197V196H77ZM76 197V198H77ZM81 197V196H80ZM172 197V196H171ZM236 197V196H235ZM262 197H264V196H262ZM262 197H261V199H258L260 202H261V200H262ZM76 198H75V200H76ZM98 198V197H97ZM100 198H102L101 196H100ZM105 198V197H104ZM106 198V200H108ZM113 198V197H112ZM192 198V197H191ZM79 199V198H78ZM82 200H84L83 198H81ZM80 199V200H81ZM103 199V198H102ZM100 200V201H103V200ZM115 199H113V200H115ZM142 198H139V200H141ZM194 199V198H193ZM236 199V198H235ZM81 200V201H82ZM98 200V199H97ZM148 200V199H147ZM208 200H207V202H208ZM257 200V199H256ZM256 200H254V201H256ZM264 200V199H263ZM105 201V200H104ZM120 201H123V203H121ZM144 201V200H143ZM146 201V200H145ZM149 201V202H150ZM205 202H206V200H204ZM210 201V203L208 202V204H206L205 206H203L201 209H194V210H197V211H195V214L196 213H202V214H204L205 216H206V218L204 217V219L205 220H203V224H204V226L205 227H203V229H205V230H207L208 229V227L209 226H206V225H208V224H212V225H217L218 226V228L219 229H222V227L225 225V223L229 220V217L227 216V217H225L224 216V214H223V212L224 211H228L229 212V207H225V205H223L222 204V206L221 205H217L218 203H216V204H214V203H212ZM242 201H244V200H242ZM246 201H248V200H246L245 199V204L247 203ZM259 201H258V205H259ZM206 202V203H207ZM257 202V201H256ZM75 203H77V201H75ZM79 203V202H78ZM101 203V202H100ZM144 202H141V204H143ZM184 203V202H183ZM81 204V203H80ZM104 204V205H105ZM117 204V205H116ZM185 204H187V205H183V207L185 206V208H183V209H187L190 213H191V211H192V206L190 207V205L188 204V203H186L185 202ZM201 204V203H200ZM204 204V203H203ZM219 204H221V203H219ZM236 204V203H235ZM256 204V203H255ZM64 205V204H63ZM94 205V204H93ZM101 205V204H100ZM103 205V206H104ZM145 206H146V203L144 204ZM227 205V204H226ZM242 205H243V202H242V204H240V205H237L236 207H234L235 208V210L236 211H240V210H242ZM257 205V204H256ZM78 206V208H79V204L78 205H76V207ZM95 206H97L96 204L94 205V207ZM99 206V205H98ZM102 206V205H101ZM102 206V207H103ZM228 206H230V208H231V204L230 205H228ZM247 206V205H246ZM71 207H74V206H71ZM70 207V208H71ZM107 207V208H108ZM201 207V206H200ZM233 207V206H232ZM14 208V207H13ZM81 208V207H80ZM97 208V207H96ZM101 208V207H100ZM179 208V207H178ZM226 208V209H225ZM228 208V209H227ZM233 208V209H234ZM15 209V208H14ZM14 209H13V211L12 212H15L14 211ZM73 209V208H72ZM72 209H69V210H71L72 211ZM86 209H88V208H86ZM98 209H99V207H98ZM103 211H104V209L103 208H101ZM244 209V208H243ZM12 210V209H11ZM80 211H82V209H79ZM100 210V209H99ZM169 210V209H168ZM187 210H184L185 212L187 211ZM78 211V210H77ZM94 211H96V210H94ZM183 211V212H184ZM187 211V212H188ZM73 212H76L75 210L73 211ZM135 213H136V210L134 211ZM175 212H177V211H175ZM186 212V213H187ZM232 212V211H231ZM77 213V212H76ZM95 213H97V212H95ZM189 213V215H191ZM230 213V212H229ZM74 214V213H73ZM80 214V213H79ZM103 214V213H102ZM164 214H165V212H164ZM166 214H167V212H166ZM165 214V215H166ZM188 214V213H187ZM28 215V214H27ZM32 215V214H31ZM75 215V214H74ZM78 215V214H77ZM105 215V214H104ZM199 215V214H198ZM226 215V214H225ZM56 216V215H55ZM60 216H62V217H67L66 216V214L64 215V213L62 214V215H60V214H58L56 217L60 220ZM95 216V215H94ZM133 217L135 216V214L134 215H132ZM130 217V218H133V217ZM194 216V215H193ZM222 216H224V217H222ZM28 217V216H27ZM70 217H72V215L70 216ZM69 217V218H70ZM188 217H190V216H188ZM29 218V217H28ZM81 217L79 216L78 217V221L77 220H71V221H69V223H68V227H66V228H64V230L62 231V233H60L59 232V236H62L63 235V237L65 238V237H70V238H72V240H74L75 241V237L77 236H79V234H81V232H80V226L82 225L81 223H82V220L80 219ZM95 218H97V217H95ZM9 219V218H8ZM8 219L7 218H5V219H3L2 221V223H3V225L5 224V225H7V224H9L8 223ZM12 219V218H11ZM33 219V217H31V221H33L32 220ZM72 219V218H71ZM93 219V218H92ZM125 218H123V220H124ZM127 219V218H126ZM64 220H68V219H64ZM127 220H129V217H128V219ZM181 220V219H180ZM190 220V218L187 220V221H189ZM5 221H7V223H5ZM30 221V220H29ZM30 221V222H31ZM93 221H94V219H93ZM131 221H132V219H131ZM130 222V221H129ZM128 221H127V223H129ZM190 222V221H189ZM131 223V222H130ZM1 224V223H0ZM104 225V224H103ZM191 225V224H190ZM36 226H38L37 224H36ZM97 226V225H96ZM99 227H97V228H100V225H98ZM106 226H107V224H106ZM15 227H17V226H15ZM101 227H104V226H102L101 225ZM213 227H215V226H213ZM109 228V227H108ZM211 228V227H210ZM36 229H38V228H36ZM104 228H102V230H103ZM119 229V228H118ZM99 230H101V229H99ZM101 231H99V233H100ZM98 233V234H99ZM103 233H104V231H103ZM103 233L101 234V235H103ZM191 234H192V232H190ZM194 233V232H193ZM50 235H52L51 233H49ZM95 234V233H94ZM97 234V233H96ZM95 234V236H97ZM99 234V235H100ZM98 235V237L100 238V236ZM179 235H181L180 236V238H182V234H179ZM188 235V234H187ZM211 235V234H210ZM177 237V236H176ZM179 237V236H178ZM177 237V238H178ZM97 238V237H96ZM98 238V240L100 241L101 240V238H102V236H101V238L99 239ZM177 238H175V239H173V238H171V239H173V240H176ZM179 239V238H178ZM178 239L176 240V242L175 243H177V241H178ZM170 240V239H169ZM179 240H181L182 241V243H183V240L182 239H179ZM209 238H208V240H204V241H202L201 243H200V247L199 248H202V250H203V255H204V257L206 258V259H208V260H211V261H209V263H208V261H206V263L205 264H210L211 262H213V264H215L214 262L216 261V260H214V256H216V254L217 255H222V251H221V246H223V245H221V243H219V244H215V245H217V246H215V245H212V243L209 241ZM80 242L82 243V239L80 238ZM76 243V242H75ZM169 243H170V241H169ZM174 242H172L171 244L174 246V250L175 251H180V247L179 248H177L176 247V245L178 244H173ZM211 243V244H210ZM153 244V243H152ZM170 244V245H171ZM184 244V243H183ZM205 244L207 245V247H205ZM169 245V244H168ZM169 245V247H170V249L169 250H171V246ZM179 245L181 246V243H179ZM99 246V245H98ZM153 245H151V247H152ZM100 247V246H99ZM167 247V246H166ZM182 247H184V245H182ZM95 248H97V247H95ZM167 249V248H166ZM182 249V248H181ZM26 250H29L28 248H26ZM173 250V249H172ZM222 250H223V248H222ZM122 251V250H121ZM163 251V250H162ZM168 251V250H167ZM89 252V253H90ZM225 252V251H224ZM223 252V253H224ZM227 253H229L228 251H227ZM226 253V254H227ZM242 253V252H241ZM178 253H176L175 255H177ZM225 254V253H224ZM93 255H92V257H93ZM43 257V256H42ZM90 257V256H89ZM98 257V258H97ZM263 257V255L262 254H259V256H258V258L260 259H258V260H256V262L255 263H253V264H261V262H262V258ZM107 258V257H106ZM85 259V258H84ZM246 259V258H245ZM104 260H105V258H104ZM109 260V259H108ZM111 261V260H110ZM49 262H51V261H49ZM48 262V263H49ZM102 262V261H101ZM217 262V261H216ZM47 263V264H48ZM83 263V262H82ZM84 263H86V262H84ZM90 263V262H89ZM99 263H100V261H99ZM103 263V262H102ZM107 263H110L111 264V262H107ZM217 263H220V262H217ZM43 264V263H42ZM92 264H97V262L96 261H92ZM113 264V263H112ZM212 264V263H211Z\"/></svg>",
	"mask_w": 264,
	"mask_h": 264
},
{
	"label": "snow or ice",
	"instance_id": "6c2138e0",
	"mask_svg": "<svg viewBox=\"0 0 264 264\" xmlns=\"http://www.w3.org/2000/svg\"><path fill=\"white\" fill-rule=\"evenodd\" d=\"M175 3H176V5H178L179 4V0H175ZM4 23L7 25V24L10 23V21L5 20ZM50 23H59V21L52 20V21H50ZM37 27H39V25H37ZM149 55H151V53H149ZM214 55H219V53L218 52L217 53H214ZM129 75H131V73H129ZM33 98H35V97H33ZM29 123H31V121H29ZM129 123H131V121H129ZM117 126H119V125H117ZM260 135H261V138H264V132H261ZM22 150L23 149H21V151ZM45 159H47V157H45ZM221 163L223 164V163H225V161H221ZM164 174L167 175V171L166 170H165V173ZM208 178L210 179V177H208ZM173 179H175V177H173ZM232 183L235 184V181L233 180ZM105 187H107V185H105ZM148 191H151V189H148ZM168 191H171V189H169ZM225 199H227V197H225ZM120 202L123 203V201H120ZM85 211H87V209H85ZM5 223H7V221H5ZM176 247L179 248L180 245L177 244ZM205 247H207L206 244H205Z\"/></svg>",
	"mask_w": 264,
	"mask_h": 264
}]
</instances>
